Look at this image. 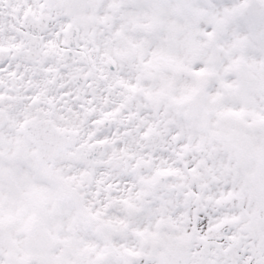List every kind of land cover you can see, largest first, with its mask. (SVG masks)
I'll use <instances>...</instances> for the list:
<instances>
[{
	"label": "snow or ice",
	"instance_id": "6c2138e0",
	"mask_svg": "<svg viewBox=\"0 0 264 264\" xmlns=\"http://www.w3.org/2000/svg\"><path fill=\"white\" fill-rule=\"evenodd\" d=\"M0 264H264V0H0Z\"/></svg>",
	"mask_w": 264,
	"mask_h": 264
}]
</instances>
